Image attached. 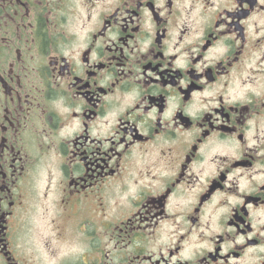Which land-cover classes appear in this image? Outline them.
<instances>
[{
    "label": "flooded vegetation",
    "instance_id": "flooded-vegetation-1",
    "mask_svg": "<svg viewBox=\"0 0 264 264\" xmlns=\"http://www.w3.org/2000/svg\"><path fill=\"white\" fill-rule=\"evenodd\" d=\"M0 264H264V0H0Z\"/></svg>",
    "mask_w": 264,
    "mask_h": 264
}]
</instances>
